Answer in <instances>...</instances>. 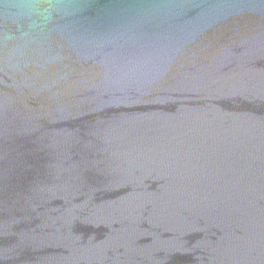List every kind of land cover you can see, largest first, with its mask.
<instances>
[{
	"label": "water",
	"instance_id": "1",
	"mask_svg": "<svg viewBox=\"0 0 264 264\" xmlns=\"http://www.w3.org/2000/svg\"><path fill=\"white\" fill-rule=\"evenodd\" d=\"M0 264H264V0H0Z\"/></svg>",
	"mask_w": 264,
	"mask_h": 264
},
{
	"label": "clouds",
	"instance_id": "2",
	"mask_svg": "<svg viewBox=\"0 0 264 264\" xmlns=\"http://www.w3.org/2000/svg\"><path fill=\"white\" fill-rule=\"evenodd\" d=\"M31 7H33V6H32V5H22V6H21L22 9H25V8H31ZM49 7H51V6H49Z\"/></svg>",
	"mask_w": 264,
	"mask_h": 264
}]
</instances>
